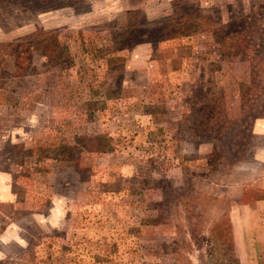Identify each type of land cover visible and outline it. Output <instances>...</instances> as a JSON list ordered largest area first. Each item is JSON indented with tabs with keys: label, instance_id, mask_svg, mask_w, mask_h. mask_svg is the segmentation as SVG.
Listing matches in <instances>:
<instances>
[{
	"label": "rangeland",
	"instance_id": "374dc122",
	"mask_svg": "<svg viewBox=\"0 0 264 264\" xmlns=\"http://www.w3.org/2000/svg\"><path fill=\"white\" fill-rule=\"evenodd\" d=\"M0 264H264V0H0Z\"/></svg>",
	"mask_w": 264,
	"mask_h": 264
},
{
	"label": "trees",
	"instance_id": "16d2710c",
	"mask_svg": "<svg viewBox=\"0 0 264 264\" xmlns=\"http://www.w3.org/2000/svg\"><path fill=\"white\" fill-rule=\"evenodd\" d=\"M17 61V60H16ZM17 63V62H16Z\"/></svg>",
	"mask_w": 264,
	"mask_h": 264
}]
</instances>
